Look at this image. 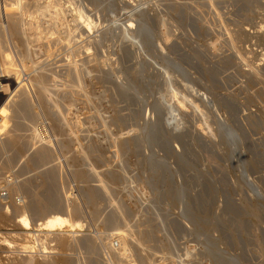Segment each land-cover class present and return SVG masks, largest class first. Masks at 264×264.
Segmentation results:
<instances>
[{
    "label": "rangeland",
    "instance_id": "374dc122",
    "mask_svg": "<svg viewBox=\"0 0 264 264\" xmlns=\"http://www.w3.org/2000/svg\"><path fill=\"white\" fill-rule=\"evenodd\" d=\"M0 21V63L28 72L45 119L31 152L0 164L19 170L29 205L0 226V254L13 264H264V0H0ZM0 76L1 101L15 103L22 83ZM20 126L19 139L2 135V157L29 137ZM49 198L69 227L44 229L50 214L32 206ZM114 232L125 234L120 258L106 246ZM93 239L101 252L84 246Z\"/></svg>",
    "mask_w": 264,
    "mask_h": 264
},
{
    "label": "bare ground",
    "instance_id": "6f19581e",
    "mask_svg": "<svg viewBox=\"0 0 264 264\" xmlns=\"http://www.w3.org/2000/svg\"><path fill=\"white\" fill-rule=\"evenodd\" d=\"M129 2V4L131 3V5H135L136 0H127ZM37 7L41 6L39 3H36ZM43 8L47 9L50 6V3H45V5H42ZM6 10V9H5ZM4 10V14H6ZM58 17V14L56 12H54L53 17ZM10 18L12 19L13 24H15L14 27H23L24 29L26 28H31L34 27V25H32V23L27 19H24L23 21H17L15 20L17 17L16 16H10ZM5 22L7 21H0V33L2 31L3 28H6L7 25L5 24ZM127 28H132L133 24L132 22H128L126 25ZM79 28H81L82 30H89V26L87 24L85 25H80ZM4 40V36L3 34H0V42H2ZM1 73H12L13 76H15V78L17 79V81L20 83L23 82V80L27 79L29 80L30 77L28 76V72H26L24 70V68L18 64H14L13 62H9L6 61L4 63V65H2L0 63V74ZM17 75V76H16ZM24 83H22L19 86V90L20 93L18 94V97L16 98V102L14 103V100L9 99V100H3L1 101V96H0V110L2 111V113H4L5 115V119L3 121V123L0 125V140L3 139V137H18V132L22 131V126H20V122H22L26 128V132L27 134H29V137L25 138L24 136V142L20 145V150L19 151H14V150H10L8 153H3V157L2 155V142H0V158H2V161L0 162V164L3 162V159L6 158L9 154L11 155H19V153H25V152H31V147L32 145L35 144V141L39 138V132H38V128L36 125H34V123H36V121H38V118H43V113L41 111H39V113L37 111L33 110L32 107V102L30 100V97L27 93V90L25 88V86H23ZM5 88V86L2 83L1 80V76H0V91H2ZM44 92V90H43ZM10 120H12V123L10 122ZM34 120V121H33ZM45 120V119H44ZM64 124V121L62 122H58V126L62 127V125ZM24 133V132H23ZM3 135V137H2ZM19 139V137H18ZM14 151V152H13ZM19 157V156H18ZM19 159V158H18ZM33 160H34V156H33ZM8 161V160H7ZM27 167L26 166H21L20 168H24ZM27 169V171L31 170V168H25ZM79 177L83 180H86V176L84 175H79ZM40 189L31 191L29 194H33L35 192H37ZM28 195V194H27ZM88 196V199L90 200H94L96 199V188H94L93 186H90L88 189V192L86 194ZM36 202H32L33 206L30 203V206L34 207L36 210H39V212H44L45 214H50L48 216H46V219L43 223V227L44 229L47 231V233H51V231L54 230H59V229H63L64 227H69V222L68 220L62 215L61 212H59V209L56 208V205L54 204V201L52 199H47L44 203L42 202H38V200H35ZM28 204L27 202H25L24 204H22V206H16V207H12V209H10V211L7 213H4L2 211H0V226H3L5 224H9L11 222L14 221V219L17 217V214L25 208H28ZM20 208H22L21 210H19ZM68 211V209H66ZM75 215H78V213L76 211H74ZM75 225H80V223H75ZM60 231V230H59ZM1 235V234H0ZM149 236V233L147 234ZM110 237L114 236L116 238L115 243L118 245V248H114L113 247V242L115 240V238H112L110 242L107 243V248H109L111 251H115L116 252V256L118 258L125 256V254L127 253L128 248L126 247V243H125V234L123 232H114L111 233V235L109 234ZM4 238V237H3ZM5 239V238H4ZM9 241H4L3 243L8 246ZM84 246L86 248L92 247L94 249H96L97 252H101L103 249L102 247L98 246V243L96 242V240L93 239L92 244L90 242H88V240L84 241ZM135 243L138 244L139 241L135 240ZM66 244L65 246L67 247ZM66 247H59L62 250H66ZM78 247V246H77ZM70 248L73 250V246L72 243H70ZM78 249V248H77ZM5 252H8V250H5ZM67 253V252H66ZM78 253V252H77ZM79 255L77 256V260L79 261L78 263H81L83 261L86 260L87 255L82 254L81 252L78 253ZM101 254V253H98ZM116 257V259H117ZM31 258V257H29ZM98 259H100L101 261L103 260L104 262V258L100 257L98 255ZM45 264H57V262L51 260L50 262H47ZM59 264H73L72 261H70L69 259H64L61 260L59 262ZM106 264V262H105Z\"/></svg>",
    "mask_w": 264,
    "mask_h": 264
},
{
    "label": "built area",
    "instance_id": "2783aa9c",
    "mask_svg": "<svg viewBox=\"0 0 264 264\" xmlns=\"http://www.w3.org/2000/svg\"><path fill=\"white\" fill-rule=\"evenodd\" d=\"M4 119L5 115L0 110V125L3 123ZM21 181L22 176L16 167L7 173L0 171V203L4 205V207H13L14 205L22 206V204L26 202L25 197L27 194L21 189ZM76 190L72 189L69 195L74 196V193L77 192ZM117 246L118 245L114 242L113 247L115 248ZM47 251L48 250L42 247V253H47ZM11 254L10 252L0 254V264H13V257Z\"/></svg>",
    "mask_w": 264,
    "mask_h": 264
}]
</instances>
